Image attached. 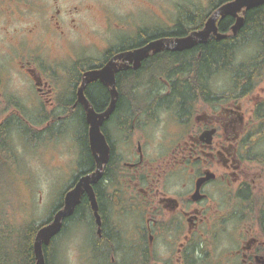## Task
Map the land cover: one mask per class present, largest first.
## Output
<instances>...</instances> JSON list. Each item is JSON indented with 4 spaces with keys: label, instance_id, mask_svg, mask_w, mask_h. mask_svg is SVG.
<instances>
[{
    "label": "flooded vegetation",
    "instance_id": "obj_1",
    "mask_svg": "<svg viewBox=\"0 0 264 264\" xmlns=\"http://www.w3.org/2000/svg\"><path fill=\"white\" fill-rule=\"evenodd\" d=\"M158 1L64 6L62 0H0V206L13 193L17 174L28 172L24 166L34 148L67 134L75 153L67 192L97 172L78 98L84 74L157 40L189 36L188 19L209 4L194 11L180 6L176 21L165 20L158 31L159 20L150 26L135 18H159ZM119 3L128 5L122 21L131 25L123 32L110 22L120 21L110 5ZM96 9L104 34L85 37L79 17ZM110 34H119L115 43ZM197 47L151 52L139 68L132 63L116 74L117 90L119 79L143 86L135 93L118 90L115 110L101 127L110 151L91 184L97 211L84 192L60 235L65 227H82L91 264H264V70L249 93L242 90L251 77H240L235 67L212 71L193 97L180 89L197 77L184 76L186 71L153 75L160 65L184 64ZM89 86L96 87L92 101ZM85 95L99 115L111 105L110 89L99 80ZM64 206L65 196L60 210ZM9 221L0 209V241L13 226ZM5 249L0 243V264H7L1 259Z\"/></svg>",
    "mask_w": 264,
    "mask_h": 264
},
{
    "label": "rangeland",
    "instance_id": "obj_2",
    "mask_svg": "<svg viewBox=\"0 0 264 264\" xmlns=\"http://www.w3.org/2000/svg\"><path fill=\"white\" fill-rule=\"evenodd\" d=\"M82 1L89 3L88 0H62L64 6L80 5ZM208 2L209 0H159L160 17H156V21L155 19L149 21L142 14L135 18L142 23H149L150 26L155 25L159 20L156 29L158 31L164 30L163 28L166 27L165 20L175 22L178 18L180 6L194 11L197 8H206ZM110 5L120 12L117 15L120 21L116 19L110 21L112 30L122 31L131 28V25L126 24L129 23V19L122 21L125 18L123 12H125L128 5L126 6V3ZM171 10L175 11L170 14ZM98 13L100 11L96 9L79 17L82 28H84L83 32L87 33L85 37H90L89 33L93 35L104 34L102 33V29H104L102 27L103 19ZM124 24L127 27L122 26ZM119 34L114 37L110 34L107 38L115 43V40L119 38L117 37ZM253 52V49L246 48L242 51L241 57H244V55L248 57ZM73 144L71 134H67L59 139L56 138L53 142L43 143V146L38 149L34 148L32 157L24 166L28 172L22 175L17 174L12 182L13 194L6 197L5 203L2 202L9 217V222L13 225L4 234H1L3 238L0 243L6 246V254L1 253L3 262L9 264L11 261V264H16L18 252L23 257L25 246L29 241V238L24 234L25 228L33 222L45 220L71 184V172L75 156ZM82 230L80 226H71L66 234L57 241V245L54 246V264H91L85 251L89 246V239L87 236L81 237Z\"/></svg>",
    "mask_w": 264,
    "mask_h": 264
},
{
    "label": "trees",
    "instance_id": "obj_3",
    "mask_svg": "<svg viewBox=\"0 0 264 264\" xmlns=\"http://www.w3.org/2000/svg\"><path fill=\"white\" fill-rule=\"evenodd\" d=\"M232 0H210L207 9H199L195 12L185 30L188 29V34L201 30L209 17L218 10L222 5L230 2ZM181 19V18H179ZM181 26L184 25V20L178 21ZM235 24V20L227 16L223 20H221L218 24L219 31L226 36L217 40L215 37H211L210 40L205 45H200L194 51L190 53L186 58L184 56H176L175 59H182L184 64L179 60L178 66L166 64L160 65L157 73L153 75L157 76H173V75H183L181 71H186L184 76H195L197 77L196 81H193L191 84H185L182 89L186 96L193 97L197 94V92L202 90L204 84V78L206 75L210 74L212 71H230L233 67L236 68L240 77H251L245 90L243 92H253L258 82L263 78V74L260 72L264 70V6L252 9L245 14V21L242 27L238 30L237 34L234 35L232 33V26ZM178 27V28H179ZM176 28V29H178ZM179 35L184 34L183 31L178 32ZM246 48H253L255 51L250 56L241 57L242 51ZM241 57L245 62L236 65L237 60ZM171 58H167L166 61ZM186 61V62H185ZM186 64V65H185ZM171 81V79H167ZM122 82L120 79L118 81V90L120 94L122 93H135L138 92L141 86L140 83H135V81L131 78L123 79ZM156 83H160L156 80ZM173 85V91L176 89V84ZM243 86L242 84H240ZM199 87V88H198ZM248 87V88H247ZM95 86H89L87 90V97L92 101ZM147 90V89H144ZM104 91V89H100V92ZM151 91H154L153 88ZM99 92V91H98ZM130 98V97H129ZM130 102H133V99L130 98ZM129 102V103H130ZM13 194V193H12ZM11 194V195H12ZM64 194V193H63ZM10 195V196H11ZM5 197V198H4ZM6 197L3 196L4 203L6 202ZM63 197L61 196L60 200L54 205L52 211L49 216L45 220H41L40 222H33L24 230V234L29 238L27 245L25 246L23 257L20 256V252H18V260H16V264H35V253H34V241L37 233L41 228L48 225L52 220L54 215L60 210V206L63 203ZM2 203V202H1ZM1 210L5 207L2 204L0 206ZM67 227H65L63 234ZM58 238H55L49 247L44 249L45 259L47 264H54V246L57 245ZM21 249V248H19ZM20 251V250H19Z\"/></svg>",
    "mask_w": 264,
    "mask_h": 264
},
{
    "label": "water",
    "instance_id": "obj_4",
    "mask_svg": "<svg viewBox=\"0 0 264 264\" xmlns=\"http://www.w3.org/2000/svg\"><path fill=\"white\" fill-rule=\"evenodd\" d=\"M264 6V0H232L221 6L206 22L204 28L193 32L186 38L163 39L150 43L148 46L131 52H126L114 57L104 68L90 71L84 74L83 81L78 90L79 102L86 110V118L89 129L90 147L96 156L98 170L95 174L84 177L74 189L65 196V206L56 213L54 219L46 226L40 229L34 241L35 264H47L44 249L49 247L52 240L56 238L63 229V221L70 217L80 203L81 195L86 192L91 198L93 209L97 211V204L92 192L91 184L96 183L103 169L104 164L109 158V146L106 142L101 127L103 122L113 114L119 93L116 87V74L128 69L129 64H134V68H139L151 52L158 53L162 51H183L190 50L196 44H206L213 35L217 39H222L225 35L219 33L218 22L227 16L235 19L236 23L232 27L234 35L244 24L245 17L240 14ZM100 81L104 86L110 89L112 95L111 105L104 114H97L92 108L85 95L86 87L96 81Z\"/></svg>",
    "mask_w": 264,
    "mask_h": 264
},
{
    "label": "bare ground",
    "instance_id": "obj_5",
    "mask_svg": "<svg viewBox=\"0 0 264 264\" xmlns=\"http://www.w3.org/2000/svg\"><path fill=\"white\" fill-rule=\"evenodd\" d=\"M67 236V235H66ZM65 237V236H64ZM60 240V239H59ZM54 249V248H53ZM103 254V253H102ZM55 263H56V261H55Z\"/></svg>",
    "mask_w": 264,
    "mask_h": 264
}]
</instances>
